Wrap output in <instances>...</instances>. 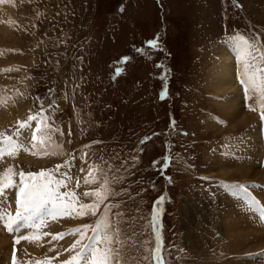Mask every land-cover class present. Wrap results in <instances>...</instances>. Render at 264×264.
<instances>
[{
	"label": "rangeland",
	"instance_id": "rangeland-1",
	"mask_svg": "<svg viewBox=\"0 0 264 264\" xmlns=\"http://www.w3.org/2000/svg\"><path fill=\"white\" fill-rule=\"evenodd\" d=\"M3 1L11 9L0 19V97L4 100L0 132L11 135L17 121L35 115L41 108L36 97L47 101L45 108L55 99L53 107L59 111L45 114L52 115L49 123L61 129L54 142L63 154L33 159L23 151L5 153L0 157V172L9 167L14 172L56 168L72 153L67 173L72 179L61 192L72 190L80 201L90 203L83 193L96 185L83 184L78 191L76 181L84 179L90 164L103 158L112 166L110 177H124L112 185L121 195L109 197L106 203L120 206L112 209L110 217L115 222L113 214L123 213L120 227L137 242L129 249L133 256L147 255L141 242L151 248L159 237L165 264H208L213 259L212 241L208 242L212 233L203 235V241L198 237L207 232L203 226L209 227L204 220L208 207L201 215L194 202L201 195L215 214L216 193L229 185L214 175L216 170L208 171L209 165L216 153L221 156L233 149L252 125L259 134L255 139L264 145L259 93L251 91L252 99L232 111L234 119L247 117L245 122L231 124L214 103L228 93L212 90L211 72L226 44L244 46L241 41L230 43L237 37L255 41V48L246 49V58L256 57L254 63L264 69L260 60L264 0ZM10 68L14 70L3 71ZM242 69H237L238 74ZM163 93L166 97L161 100ZM250 106L257 110H249ZM214 116L224 122L213 120ZM32 126L36 127L35 121ZM24 135L27 138L28 133ZM81 143H87L85 149ZM82 149L88 154L85 159H81ZM254 168L252 175L261 169ZM219 180L224 184L217 185ZM81 219L62 216L50 225L86 224L93 217ZM214 233L217 239L219 232ZM66 241L43 238L9 246L17 252L16 264H29L43 246L40 252H60L61 264L70 255L60 249L69 245ZM219 244L213 246L219 249ZM255 260L261 264V254Z\"/></svg>",
	"mask_w": 264,
	"mask_h": 264
},
{
	"label": "snow or ice",
	"instance_id": "snow-or-ice-1",
	"mask_svg": "<svg viewBox=\"0 0 264 264\" xmlns=\"http://www.w3.org/2000/svg\"><path fill=\"white\" fill-rule=\"evenodd\" d=\"M237 39L245 45V48L256 47L255 41L249 42L243 37H237ZM150 43L155 44V41ZM250 60L253 62L244 61L238 78L241 84L246 86V101L252 99L249 92L259 93L258 109L260 119L264 120V69L254 63L256 57H251ZM260 60H264V54L260 56ZM13 70L10 68L3 71ZM51 91L49 89V95ZM36 100L40 101L41 108L35 115H29L25 120L17 121V126L11 135L0 132V157L5 153L15 155L20 151L33 156L63 154L61 145L54 142V135L62 134L61 129L49 123L52 115L59 111L58 107H53L56 101L53 99L52 103L48 104V108H45L44 104L47 101L41 97H36ZM3 102V98L0 97V103ZM49 110L52 115L45 114ZM249 110L256 111L257 109L250 106ZM34 121L36 127L33 129ZM25 132L28 133L27 138L24 135ZM94 143L101 142L95 141ZM81 152V159H85L88 154L83 153V149ZM105 164H108V161H104L103 158H101V163L90 164L87 175L83 179L84 185H96L94 189L83 193L85 198H91L90 203L80 201L72 190L63 193L60 191L62 187L67 186L66 182L64 179H54L52 173L59 172L61 167H66L67 162L65 165H58L55 169L42 170L37 173L31 171L14 173L12 167L5 169L0 173V225H3L13 235L21 229L28 230V235L21 234L16 237V242H19V240H31L35 235L32 230L46 227L49 217L53 220L61 216L72 219L85 216L95 217L92 224H81L51 236L53 241L62 240L66 236L76 237L73 243L64 249L70 255L61 264H145V262L165 264L162 258L163 245L159 237L156 238L151 248L141 242L140 246L144 248L147 255H142L138 259L129 250L135 248L137 242L127 237L120 227L123 213L113 214L117 217L115 222L110 217L112 209H118L120 206L106 203L109 197L121 195L112 188V185L119 183L124 177L115 174L110 177L109 172H112V166L108 164V168L105 169ZM80 171L84 172L85 169L81 168ZM116 171L118 172L119 169ZM13 175L19 176L18 182L12 179ZM62 175L67 176L68 181H71L72 178L67 173ZM76 187H80L79 180L76 181ZM9 188L17 190L14 215L2 203L6 199V189ZM44 235H50V233H44ZM60 254L58 252L57 256ZM12 264H16L15 250H13Z\"/></svg>",
	"mask_w": 264,
	"mask_h": 264
},
{
	"label": "bare ground",
	"instance_id": "bare-ground-1",
	"mask_svg": "<svg viewBox=\"0 0 264 264\" xmlns=\"http://www.w3.org/2000/svg\"><path fill=\"white\" fill-rule=\"evenodd\" d=\"M10 9V3L6 4L3 1L0 4V19L5 10ZM246 49L245 45L226 44L221 54L218 55L220 57L215 59L214 68L212 67L213 72H211L212 76L210 75L212 90L219 92V94L228 93L227 96L222 95L221 100L217 101L218 103L215 101L214 103L221 107L226 115L224 117L231 124L237 121L244 123V120L247 119L242 115L234 119L235 115L232 114L233 110L236 111L240 107L238 104L244 101L241 87L236 85V71L239 67H243L245 60H249L246 58ZM252 126L244 130L246 132L238 138L233 149L230 148L226 154H221V156L216 153L215 159H212L213 163L209 165L211 169L208 171L216 170L214 175L218 179L228 181L225 183L229 184L226 189L218 190L216 193L218 199L216 213L213 214L214 207L209 206L208 200L206 204L201 201V195H199V200L197 199L196 203L193 201L194 207L200 210L201 215H203L204 206L208 207L207 219L204 220L206 221L205 224H209V227L205 230L206 228L203 226L202 229L207 232L198 235L203 241V235L207 236L210 231L212 233L208 242L212 241L213 259L208 264H258L255 259L260 257V254L263 258L261 264H264V145L262 141L259 142L255 139L259 136L255 130L256 124ZM251 151H254L252 155H250ZM254 166L261 167V169H257V173L252 175L249 172L255 169ZM13 189L11 188V190ZM11 190H6V194L13 197V201L7 203L4 200L2 203L5 207L15 210L17 190L15 193ZM192 211L195 213L194 209ZM49 220H47L48 225L54 222V220L51 222ZM80 221H82L81 218ZM3 228V225H0V245L3 243V249H0V264H9L13 251L9 246L8 234ZM56 228L59 227L56 226ZM214 231L219 232L217 239ZM195 235L197 236V234ZM214 242L215 244L220 243L219 249L213 246ZM255 250L258 254H249ZM16 254L17 252H15Z\"/></svg>",
	"mask_w": 264,
	"mask_h": 264
}]
</instances>
